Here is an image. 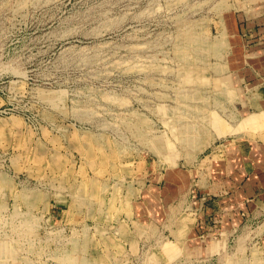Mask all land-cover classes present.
Returning <instances> with one entry per match:
<instances>
[{
  "label": "rangeland",
  "instance_id": "rangeland-1",
  "mask_svg": "<svg viewBox=\"0 0 264 264\" xmlns=\"http://www.w3.org/2000/svg\"><path fill=\"white\" fill-rule=\"evenodd\" d=\"M235 1L0 0V264H264L261 218L223 255L129 243L143 159L194 164L264 130L230 75Z\"/></svg>",
  "mask_w": 264,
  "mask_h": 264
},
{
  "label": "crops",
  "instance_id": "crops-1",
  "mask_svg": "<svg viewBox=\"0 0 264 264\" xmlns=\"http://www.w3.org/2000/svg\"><path fill=\"white\" fill-rule=\"evenodd\" d=\"M222 24L233 39L231 79L251 80L249 107L253 103L255 112L262 113L258 118H263L264 0L235 1ZM137 168L128 201V219L134 225L129 229L131 247L168 234L191 256H212L213 245L221 247L223 255L231 238L255 218H261L256 228L264 245V130L215 146L202 162L164 167L145 158ZM193 192L199 195L200 207L186 220Z\"/></svg>",
  "mask_w": 264,
  "mask_h": 264
},
{
  "label": "built area",
  "instance_id": "built-area-1",
  "mask_svg": "<svg viewBox=\"0 0 264 264\" xmlns=\"http://www.w3.org/2000/svg\"><path fill=\"white\" fill-rule=\"evenodd\" d=\"M195 197H196V195L193 196V198H195ZM198 202H199L198 207H200V200H197V201L194 200V203H195V204L198 203ZM198 207H197V208H198ZM197 208H196V211H197ZM194 210H195V209H194ZM196 211H195V212H196ZM192 212L195 214L194 211H192Z\"/></svg>",
  "mask_w": 264,
  "mask_h": 264
},
{
  "label": "bare ground",
  "instance_id": "bare-ground-1",
  "mask_svg": "<svg viewBox=\"0 0 264 264\" xmlns=\"http://www.w3.org/2000/svg\"><path fill=\"white\" fill-rule=\"evenodd\" d=\"M114 4V3H113ZM101 27V26H100ZM69 33V32H68ZM246 145V144H245ZM237 153V152H236ZM259 157V156H258ZM240 160V159H239ZM238 162V161H237ZM240 165V164H239Z\"/></svg>",
  "mask_w": 264,
  "mask_h": 264
}]
</instances>
